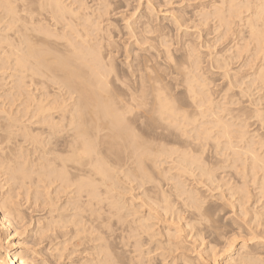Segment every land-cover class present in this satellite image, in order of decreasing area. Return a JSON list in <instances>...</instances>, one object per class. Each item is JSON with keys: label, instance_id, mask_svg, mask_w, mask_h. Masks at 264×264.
Wrapping results in <instances>:
<instances>
[{"label": "bare ground", "instance_id": "1", "mask_svg": "<svg viewBox=\"0 0 264 264\" xmlns=\"http://www.w3.org/2000/svg\"><path fill=\"white\" fill-rule=\"evenodd\" d=\"M19 1L22 3L19 2L18 4V0H0V6L2 7L0 24L3 25L1 27L2 32L0 31V50H4L3 47L8 44L6 43L9 36H7V32L18 29L20 32L18 45L20 53H12L6 59L8 62L14 61L16 63V75L19 77V84L27 87V84L33 79L37 78V80H33V82L37 81L34 83L41 82L37 76H48L66 88L67 92L64 91L63 93L65 94L66 92L67 94L65 95L67 97L63 94H58V92L51 93L52 91L48 90V86L42 82L37 86L41 85L42 87H39V90L41 88L44 92L40 93L41 95L36 98V102L35 97L32 98V94L28 93L26 106L22 109V114L18 116L20 119L10 120L9 111L11 109H5V113L0 114V170L7 175L9 174V178L6 177L5 179L7 187L4 191L1 190L0 194V242H6L8 239L5 247L0 244V264L53 263L48 262L46 257H38V255L37 258L42 259V261L35 263V257L31 256L28 249L25 247V249H17L20 243L18 242V244L12 240L16 238L15 234L18 229V227L13 226V223L14 221L22 222L25 213L18 198V194L21 191L15 190L26 188V194L30 195L34 187L37 190L38 200L40 201V217L37 219L35 232L41 239L40 243H43L41 247H47V250L50 251L56 261L62 258H69L66 262H70L74 252L80 250L87 242H96L97 248L95 249L98 252L107 251L110 248L107 238L112 222L109 224V218L103 217V207L98 206V201L94 199L102 201L101 196H105L106 199L114 197L113 191L117 189L116 178L117 180L119 179V174L132 179L151 178L149 168L154 164L157 165V160L160 157L162 159L163 155H168L167 157L170 155V158H172L174 154H176L177 158L176 156L174 157L182 165L180 173L182 172L183 174V172L185 173L188 170L187 168H192L195 163L196 157L194 156L196 154L191 155V146L196 145L197 139L199 137L201 139L203 133H205V136H203L206 139L218 140L216 136L220 132H222V135L218 137H229L232 134L231 131L228 133L231 129L229 127H232L231 125L233 124L230 125L227 122L229 120L224 122L225 117L224 119L220 117V120L216 116V121L219 119L217 125L209 121L207 124L218 126V131L220 132H215L216 129L213 130L214 128L208 129V127H205L201 130L203 133L201 135L198 133L199 136L196 135L197 139L195 136L193 140L190 136V131L194 132L193 128L196 123L199 125H196L197 128L195 127L196 129L194 130L198 129L196 132L200 130V123L197 122L200 120L196 121V119L191 118L190 114L192 111L188 113V107H183L184 109L181 107L179 98L171 93L172 91L164 82L163 77L156 73L155 66L150 65L146 57L140 60L136 59L137 61L134 60L133 64L130 63L125 77L123 76L126 72L123 73V76L121 75L122 77L114 74L116 66L113 64L112 56L107 55L102 57V59L100 58V60L98 59V52H96L91 41L94 39L102 40L106 36L101 34L103 29L100 23L102 21L99 23V20H95L97 19L95 14L97 9L95 11H93L94 8L92 9L94 12L92 13L95 14L92 15L96 16L94 19L91 18L92 15L90 17L91 11L88 12V9L87 14L84 13L85 8L83 6L80 5L79 8L76 6V10L74 8L76 1L74 2L73 0L71 1L74 2V4L72 2L74 7L70 5V0L69 4H65L64 0ZM66 1L68 2V0ZM246 2L243 5L245 4L247 7H243L246 10L247 8L251 10L249 17L252 13V17H248V21H245L248 23L246 25L248 27L247 32L250 35L248 36L251 40L253 39L261 44L264 39V28L261 27V23L264 26V0H248L247 4ZM108 3L105 2L104 5L100 6L109 7L111 2ZM224 3L225 0L222 5ZM111 6L110 8H112ZM236 6V4L233 6V11L235 9V12L238 11ZM105 7L103 8L105 9ZM110 8H106L107 11ZM216 9H214V12L216 11L215 14L217 15L214 14V16H217L218 19L220 18L221 20L219 19V21L227 25L225 11H222L219 7ZM98 13V17L101 18L102 12ZM143 29L145 33V28L143 27ZM94 31H97L96 37H92ZM142 34L140 35L141 37ZM53 36H56L57 39L53 38ZM74 37L80 39V44H82L84 49L76 46L73 41ZM144 37L146 38L143 35ZM260 44H257V47ZM164 49V51H160L165 53L166 59L169 58L175 61L174 55L170 53V50L166 49V47ZM3 52L5 57H7V51ZM219 61L216 63L217 65L221 62ZM222 64L224 65L225 63H221L219 66ZM174 69L176 73L185 75L180 62L175 61ZM258 69L259 71L256 69L258 82L260 81L264 85V66L261 67L260 65ZM111 75L113 78H111ZM185 78L183 77L184 81L182 82L183 85L185 81L188 83V85L185 83L188 88L187 97L189 100L192 98L193 103L195 100L198 103L200 102L199 104L196 103V107L202 106L200 105L201 102L203 104V100L199 101L200 98H204L205 101L213 99L210 96L212 94L210 91L211 94L209 96L211 99H207L208 96H201L200 91H197L200 85L202 87L199 88L205 89L206 83L204 81L202 83V80L199 81V78H197V82L199 81V84H202L198 85V83H195V85L192 81L193 78L189 77L191 81L187 76ZM116 79L120 81L116 82ZM55 81L53 83H56ZM112 82H114L113 85L120 82V89H117L119 87L116 85V88H114L111 85ZM64 88H61L60 91L64 90ZM206 91H208V87ZM21 95L25 94L21 93ZM197 98L199 99L197 100ZM69 99L71 102L67 103L66 101H69ZM208 104L210 105V103ZM254 104H257L256 101ZM192 106L194 105L192 104ZM192 106L190 105L189 107ZM194 109L196 110L195 106ZM201 109L204 112V108ZM228 109L225 108L224 110ZM206 110L208 111V109ZM220 110H223V108ZM199 112L201 110L197 112L198 117L202 113L199 114ZM197 113L193 114L197 117ZM258 114L262 115L259 112ZM204 115H206V112ZM237 117L240 118L239 115ZM205 124L206 122L201 126H207ZM191 125L194 126L190 127ZM210 130H213L215 134H213V131L211 133ZM239 131L243 132V136L246 135L245 131ZM225 133H228V135ZM211 134L215 135V138ZM239 134L241 135V133H238L240 137ZM199 139L197 142H199ZM9 141L15 146L9 148L11 145H5ZM171 143L176 144V146L178 144V147ZM188 147L191 148L190 154L185 151V148L190 150ZM6 148H9V152L5 150ZM219 151L222 152V150ZM236 151L235 153L238 154ZM199 152L201 154V151ZM254 152L253 154L256 155V151ZM193 157L195 160H193ZM261 158L262 156L253 158L255 164H252L257 166L256 168L261 166L264 171V158ZM196 166L199 167L200 172L203 169L206 171L205 167L201 168L199 164ZM10 180L13 182H10ZM178 185L176 188H181ZM1 188H3V185ZM180 193L182 195L184 191ZM186 193L187 191H185ZM163 194L166 195L164 191ZM193 194L191 196H194ZM178 195L180 194L178 193ZM167 197L168 195L162 201H168L169 198ZM186 197L184 198L186 199ZM191 198L193 201L191 200L189 203L192 202V204H186L189 206V210L193 208L190 210L191 218L200 221L207 214V208L203 206L204 202L202 203L199 199L197 201L203 205L194 202L195 198H197L196 195ZM244 198L240 199L243 201ZM241 200L240 202L242 203ZM113 203L112 207H114L109 212L116 216L117 222L120 223L119 255L116 253V257L113 258L114 255L106 254L104 260L97 258L94 262L90 261L88 263L87 259L81 261V264L196 263V259H190L185 253V247L180 241L179 230L175 228V231H173L172 224L168 222L170 219H175V216H178L177 218L179 219L182 216L180 210L174 211L171 201H168L167 205L165 204V207H161L160 210L154 208L155 211L149 209L145 213L134 203H131L130 206L123 205L119 200L113 201ZM190 206L192 207L190 208ZM124 207H126L127 212H124ZM129 215L132 217L128 218ZM188 224L192 226L194 224L193 220ZM91 230H98L100 234ZM213 231L218 233V227H214ZM209 251H212V249L205 251V254L199 250L198 255L199 257H204L207 262L209 260V264H216L218 258ZM243 263L228 260L225 264Z\"/></svg>", "mask_w": 264, "mask_h": 264}, {"label": "rangeland", "instance_id": "2", "mask_svg": "<svg viewBox=\"0 0 264 264\" xmlns=\"http://www.w3.org/2000/svg\"><path fill=\"white\" fill-rule=\"evenodd\" d=\"M64 1L65 4H69L71 0H68V2L66 0ZM73 1H76L75 7L72 5ZM73 1H71L70 5L74 8H76V6L79 8L81 5L85 8L84 13L87 12V9L88 12L91 11V14L89 13L90 17L94 13L93 11L97 9L95 11L97 19H95L96 16H93L95 14H93L91 18L95 17L94 19L99 20V23L102 21L100 23L103 29L101 34L106 36V38L102 40L94 39L91 42L94 44L93 47L96 52H98L99 60L107 55L112 56L113 64L116 66L114 74L123 76V73L126 72L123 76L125 77L129 69L128 65L130 66V63L133 64L134 60H140L143 57L148 59L150 65L155 66L157 70L156 73L163 77L164 82L169 86L170 91H172L171 93L179 98V103L182 105L181 107H188L189 110L186 111L188 113L192 111L190 114L191 118L194 120L196 119V121L198 119L201 121H197L200 123V130L198 132H196L198 129L194 130L197 128L196 125H199L198 123H196L195 126H190H194V132L191 130V135L189 134L193 140L196 135L199 136L203 133L201 130L205 127H208V129L214 128L213 130L216 129L215 132H217L219 127L217 126V128L214 125H217L220 117L221 119L225 117L224 122L229 120L227 122H229L230 125L233 124L231 125L232 127H229L231 129L228 133L231 131L234 135L231 134L232 136L229 135V137L221 136L222 138L224 137L222 139L218 137L222 135V132L218 131L220 132L219 134L216 133L218 134V136H216L218 140H213L211 138H204L205 133H203L204 136L201 135V139H203L201 140L199 139L200 137L198 138L199 142H197L198 139L196 136V145H192L193 147L191 146L192 151L190 147H188L190 150L185 148V151L188 153L191 151L192 156L196 154L194 157H196L195 159L197 161L193 157V160H195L194 165L190 169L187 168L188 170L185 171V173L183 172V174L182 172L180 173V167H182V165L179 163V160L176 159V154H171L172 158H170V155L169 157H167L168 155H163L165 158L162 156V159H160V157V161L157 160V165L154 164L149 168L151 178L144 177L143 179H132L123 174H119V179L117 180L116 178L117 189L113 191V196H115L110 199L101 196L102 201H100V199H94L98 201V206L103 207V217L109 218V224L112 222L111 230L107 238L110 248L107 249V251L103 250L102 252H98L95 249L97 248L96 242H87L80 250L74 252L70 262H66L69 258H62L56 261L50 251L47 250V247H41L43 243H40L41 239L37 232H35L37 229L36 222L40 217V201L38 200L36 188L34 187L31 190L30 195L26 194V188L20 190L16 189L15 191H21L18 194V198L25 212L22 222L14 221L13 223L14 227H18L15 234L16 238L12 239L20 243H18L20 246H18L17 249L21 250V248H27L31 256L35 257V263H40L42 261V259L37 258V255L38 257H46L48 262H53L52 264H81V261L87 259L88 263H90V261L94 262L97 258L104 260L106 254L110 256L114 255V258L116 257V253H119L120 223L117 222L116 216H113L109 212L111 208L114 207H112V205H114L113 201L119 200L125 206H130L131 203H134L143 213L149 209L155 211L154 208L160 210L161 207H165V204L167 205L168 201H171L174 211L180 210L182 216L181 219L175 216V219H170L168 222L172 224L173 231H175V228L179 230L180 241L183 243V247H185V253L190 259H196V263L194 264H209V260L207 262L204 257H199L198 252L200 250L201 253L204 252L203 254H205V251H208L210 248L212 251L209 252L211 254L213 253L218 258L216 264H225L228 260L244 262L243 264H264V171L261 166L259 168L253 166V164H255L253 158L257 156H262V158H264V146H262L264 145V85L262 82H258L256 71V69L259 71L260 68L258 69V67H260V65L261 67L264 66V42H262L264 39L260 44L252 39L253 42L249 37V32H247L248 27L246 26L248 23L245 21H248L247 18L251 10L248 8L246 10L244 7L247 6H245V4L243 5V3H245V1L248 2V0H233V2H231V0H225L223 5L222 2L224 0H222V2H220L221 0ZM104 1L106 3L111 2L110 6L113 4L111 6L112 8H110V6H103L105 7L104 9L100 6L104 5ZM19 2L22 3L18 0V4ZM234 4L238 6H236L238 9L236 12L235 9L233 11ZM216 5L221 8L222 11H225L224 14L226 13L227 25L221 23L219 21L220 18L218 19L217 16H214L216 12H214V9L217 10ZM106 8L110 9L107 11ZM1 9L2 7L0 6V15L2 14ZM97 13H101V18L98 17L99 15H97ZM250 17H252V13ZM94 19L92 20L95 21ZM2 26L3 25L0 24L1 32ZM143 27L145 28V33ZM261 27L264 28L262 23ZM16 30L6 31L7 36L9 35L6 43L9 44L10 42L11 45L5 44L3 47L4 50H0V114L5 113V109H11V111H9L11 121H15V119L19 118L18 116L22 114V109L26 106L28 93L30 95L32 94V98L35 97L34 99L36 102V98L41 95L40 93L44 92L41 88L39 90V87H42L41 85L37 86L42 82H44V85L48 86V90L50 92L52 91L51 93L58 92V94H63L67 97V95H65L67 94L66 88L48 76H37L41 81H38L40 83H34L37 81L33 82V80H37L35 77L36 79L31 80L29 83L30 85L27 84V87L19 84V77L16 75V63L14 61L8 62L6 59L10 57L12 53H20L18 49L20 32L18 29ZM96 34L97 31H94L92 37H96ZM141 34L142 37L140 36ZM143 35L146 36V38H143ZM135 37H137L136 42ZM53 38L57 39L56 36H53ZM79 40L80 39L74 37L73 41L76 43V46L84 49ZM256 43L260 44V47H257ZM165 47L174 55L175 61L181 63L185 75L176 73L174 69L175 61L169 58L166 59L165 53L160 51H164ZM257 48H259V51ZM5 50L7 51V57H5L3 52ZM217 60L220 62L219 64L225 63L226 65H217ZM159 71L165 75L161 74ZM169 72L171 73L170 75ZM112 75L111 78H113ZM186 76L190 81V78H193L192 81L194 84L198 83V85H200L204 82L208 84L207 86L205 84V89H201L199 87L202 86L200 85L198 87L197 85L199 90L195 86L197 91H200L202 94L201 96H208L207 99L210 98V96L213 98L211 101L208 100L209 102L205 101L204 98H197L199 101L203 100V104L201 102L200 105L205 106L196 107L198 101L195 100L196 102L194 101L193 103V99L191 98V100H189L187 97L188 88L186 84L188 85V83L185 81L186 84L184 83L183 85L182 82L184 81L183 77L185 78ZM197 78H199V81L202 80V83L199 84V81L197 82L196 80ZM53 81L56 83H53ZM118 81L120 80L116 79V82ZM113 83L114 82H112L111 85L114 88L117 86L119 87L117 89H120V82L119 84L117 83L119 86L116 83L115 86ZM20 85L22 86L20 87ZM207 87L208 91H206ZM24 88L26 89L24 90ZM61 88H64V90H61L62 93H60ZM64 91H66L65 94L63 93ZM21 93L25 95H21ZM209 94L211 95L209 96ZM255 101L257 104H254ZM31 102L33 103V101ZM66 102L69 103L71 101L69 99V101ZM190 103L195 106L196 110ZM208 103H210V105ZM190 105L192 107H189ZM212 107L215 109L213 110ZM224 107L226 109L229 108L228 110L230 111H225ZM201 108H204V112ZM221 108H223L224 111L220 110ZM257 108L259 109L258 111ZM199 109L202 112H199V114L201 113L203 116L200 114L198 117L197 112L200 111ZM206 109H208V111ZM205 112L206 115H204ZM258 112L262 115L258 114ZM193 113H197V117ZM238 115L240 118L237 117ZM216 116L219 117L218 121H216ZM208 121L215 124L208 125ZM202 122L203 124L206 122L207 126H201L203 125L201 124ZM239 130L245 131L247 136H243V132ZM212 131L210 130L211 133L214 132ZM215 132L213 134H215ZM198 133L200 134L198 135ZM228 133L225 134L228 135ZM238 133H241L243 138H245H241L242 136L240 134L239 137ZM213 134H211V136H213ZM213 137L215 138V135ZM171 144L174 145L173 143ZM5 145H11L9 148L15 146V144L13 145L10 141L9 143H5ZM200 145L201 147H199ZM174 146H176V144ZM176 147H178V144ZM9 148L5 150L9 152ZM181 149L183 150V148ZM198 150L201 151V154H199L200 152ZM219 150H222V152ZM235 150H237L236 152H238V154L235 153ZM254 151H256V155L253 154L255 153ZM253 155L254 157H252ZM174 156H176V158ZM174 158L177 161H175ZM175 162H178L177 165ZM198 164L201 168L205 167L206 171L203 169L202 172H200V169H198L199 167L196 166ZM174 166L178 167L176 168ZM189 170L190 172H188ZM8 175L0 170V194L1 190L4 191L7 187L5 179L6 177L9 178ZM10 182L13 181L10 180ZM2 185L3 188H1ZM177 185L178 187L181 186V188L179 187L180 189H177ZM181 189L183 190L181 191ZM234 190L237 192L235 191L234 193ZM163 191L166 195L163 194ZM183 191L184 194L181 195L180 192ZM185 191H187L186 194ZM189 192H193L194 194H190ZM178 193L182 197L178 195ZM188 193L190 194V199L188 198ZM192 194L197 197L194 202H198L197 200L199 199L202 203L204 202V205L200 202L198 203L207 208V214L201 218L200 221L191 218L192 214H190V210L193 208H191L192 206H190V210L188 208V205L192 204V202L189 203V201L192 200L191 197H194L191 196ZM167 195L169 200H165L166 203H164L165 201L163 202L162 200H164V197ZM186 195L188 196L186 197ZM184 197H186V199ZM240 198H244L243 201ZM187 203L188 205H186ZM125 208L126 207H124V209ZM124 212H127V209H125ZM131 217L130 215L128 216V218ZM191 220L194 222L192 226L188 224ZM214 227H218V233L213 231ZM91 231L100 234L98 230ZM7 240L6 242L1 240L2 243L0 242V244L5 247L7 245Z\"/></svg>", "mask_w": 264, "mask_h": 264}]
</instances>
